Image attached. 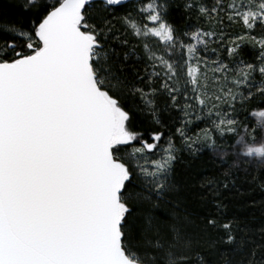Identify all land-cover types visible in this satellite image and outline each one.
Listing matches in <instances>:
<instances>
[{
    "label": "trees",
    "instance_id": "1",
    "mask_svg": "<svg viewBox=\"0 0 264 264\" xmlns=\"http://www.w3.org/2000/svg\"><path fill=\"white\" fill-rule=\"evenodd\" d=\"M229 2L158 0L175 41L208 31L206 53L200 51L214 66L229 78L237 68L251 70L242 87L231 83L239 95L221 110L232 124L222 133L155 65V54H163L158 41L134 34V2H94L78 15V26L93 40L92 55L99 53L91 64L116 111L117 137L124 129L134 138L114 140L112 152L125 174L122 248L139 264H264V50L252 41L264 37V24L247 29L231 16ZM60 3L0 0V63L36 52L22 35L40 50L37 30ZM133 148L148 155L168 149L169 157L146 175L117 158Z\"/></svg>",
    "mask_w": 264,
    "mask_h": 264
},
{
    "label": "water",
    "instance_id": "2",
    "mask_svg": "<svg viewBox=\"0 0 264 264\" xmlns=\"http://www.w3.org/2000/svg\"><path fill=\"white\" fill-rule=\"evenodd\" d=\"M134 1L62 0L37 30L41 49L0 63V264H139L122 248L112 152L126 136L77 24L84 6Z\"/></svg>",
    "mask_w": 264,
    "mask_h": 264
},
{
    "label": "rangeland",
    "instance_id": "3",
    "mask_svg": "<svg viewBox=\"0 0 264 264\" xmlns=\"http://www.w3.org/2000/svg\"><path fill=\"white\" fill-rule=\"evenodd\" d=\"M50 1L61 2V0ZM134 3L136 15H138L137 19L130 23L134 34L141 38L157 40L161 47L158 49L163 51V54H155L153 57L155 65L163 70L168 82L173 81V84L178 82L179 85L175 86H181L186 90L184 100L190 105H194L195 102L203 111V117L211 122L215 131L220 133L230 131L232 124L229 117H226L221 110L225 103L233 101L239 95L238 91L231 87V83L242 87L248 83L251 70L247 67L237 68L235 77L229 78L227 74L221 72L220 67L212 64L211 55L201 54L202 50L206 53V41L211 39L212 33L197 31L188 37L187 43L177 42L173 39L170 26L161 19L158 0H137ZM229 12L232 17H238L247 29L252 28L257 21L264 24V0H230ZM21 37L29 41L28 49L36 51L35 53L39 51L31 46L35 43L32 38L27 35ZM252 41L264 50V37L255 38ZM92 51L93 48L92 59L96 60L99 53L92 55ZM97 82L99 86L102 85V80L99 79ZM208 132L207 137L212 131ZM118 136L127 137L123 144L131 143L134 139L124 129ZM193 143H197V140L194 139ZM157 152L160 153L148 155L141 148H133L125 154H117V158L140 173L152 175V169L164 164L169 157L168 149ZM140 157H143L141 161ZM130 257L136 260L135 257Z\"/></svg>",
    "mask_w": 264,
    "mask_h": 264
}]
</instances>
